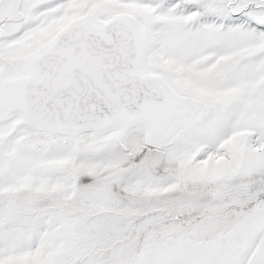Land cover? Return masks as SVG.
I'll list each match as a JSON object with an SVG mask.
<instances>
[{
  "label": "snow or ice",
  "instance_id": "6c2138e0",
  "mask_svg": "<svg viewBox=\"0 0 264 264\" xmlns=\"http://www.w3.org/2000/svg\"><path fill=\"white\" fill-rule=\"evenodd\" d=\"M0 264H264V0H0Z\"/></svg>",
  "mask_w": 264,
  "mask_h": 264
}]
</instances>
